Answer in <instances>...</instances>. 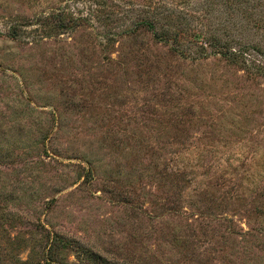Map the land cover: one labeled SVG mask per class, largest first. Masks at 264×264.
Returning a JSON list of instances; mask_svg holds the SVG:
<instances>
[{"label":"rangeland","instance_id":"1","mask_svg":"<svg viewBox=\"0 0 264 264\" xmlns=\"http://www.w3.org/2000/svg\"><path fill=\"white\" fill-rule=\"evenodd\" d=\"M49 234L65 264H264V0H0V264Z\"/></svg>","mask_w":264,"mask_h":264},{"label":"trees","instance_id":"2","mask_svg":"<svg viewBox=\"0 0 264 264\" xmlns=\"http://www.w3.org/2000/svg\"><path fill=\"white\" fill-rule=\"evenodd\" d=\"M142 25L147 26V28L152 30V31L153 30L155 31V27L150 21L149 22L145 21L142 23ZM57 26H58V29L63 31V30H67L68 25H66L62 21L60 22L58 20ZM174 35L178 36L177 33H175ZM155 36L162 39V40H165V41H168L169 38H172V34L169 35V31H162L161 33H157L155 31ZM210 44H212V46H211L212 48L214 47V49H217L216 53H219L224 58H227L228 60H230L232 63H239L237 60L239 59L240 56H238L239 55L238 52L230 50L231 49L230 45H228V44L222 45V44L218 43V41H216V43L210 42ZM216 46H218V48ZM172 50L177 52V49L175 47H173ZM45 239H46V247L49 246L48 252L46 255L44 254L43 260L41 261V263L39 262L37 264H42V262H43V264H65L64 261H59L56 259V258H58L56 248L62 247V248L69 249V248H74V246H76V244H77L74 240H66L63 237H59L58 235H56V236L54 235L52 237L50 236V234L47 236L45 235ZM77 248H79V247H77ZM23 264H34V261H32V259H30V260L25 261Z\"/></svg>","mask_w":264,"mask_h":264}]
</instances>
